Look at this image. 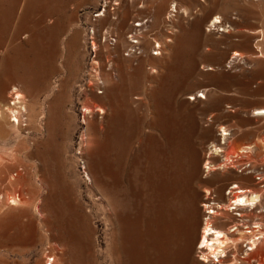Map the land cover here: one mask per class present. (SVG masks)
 Here are the masks:
<instances>
[{"label": "rangeland", "instance_id": "1", "mask_svg": "<svg viewBox=\"0 0 264 264\" xmlns=\"http://www.w3.org/2000/svg\"><path fill=\"white\" fill-rule=\"evenodd\" d=\"M260 108L264 0H0V264H200L239 174L211 220L263 264Z\"/></svg>", "mask_w": 264, "mask_h": 264}, {"label": "bare ground", "instance_id": "2", "mask_svg": "<svg viewBox=\"0 0 264 264\" xmlns=\"http://www.w3.org/2000/svg\"><path fill=\"white\" fill-rule=\"evenodd\" d=\"M221 21V19L219 20L218 17H216L215 21H214V24L215 23H219ZM93 45H95V43L93 42ZM96 48V47H95ZM161 52H156V54H159ZM262 53V52H261ZM155 54V55H156ZM263 54V53H262ZM241 55L240 53H235V58L237 59V56ZM240 60V59H238ZM100 67V66H99ZM117 68V67H116ZM131 68V67H129ZM203 96V95H201ZM199 96V97H201ZM206 96V95H205ZM20 97H21V94L18 93L17 91L14 93V103L19 105L20 103ZM204 97V96H203ZM23 106V105H22ZM20 106V107H22ZM99 107V106H98ZM4 108V106H3ZM104 109V108H102ZM101 109V110H102ZM3 111H6L9 113H13V115H11L12 117H15L14 119H17V116L16 115V110L13 109L12 107L10 106H6ZM0 113H1V110H0ZM257 114H264V109L263 108H260L256 111ZM3 114V113H2ZM20 114V113H19ZM13 119V120H14ZM225 128V127H224ZM224 128H221L220 130V134L221 135V143H224V139L226 138L227 135H230L229 132H227L228 130ZM230 131V130H229ZM227 139V138H226ZM216 143V142H215ZM221 146V145H220ZM219 145L217 144H214L212 143L211 144V147H210V150L207 154V158L205 160V171L206 173H209V171L211 170H214L217 168V166H215V164H213V162H211L212 160L208 159L209 157V154L210 153H213V154H219V152H222V147H220ZM226 161V159H225ZM229 162V161H228ZM226 163V162H225ZM224 164V163H223ZM225 165V164H224ZM218 167H221V166H218ZM223 167V166H222ZM234 186V185H233ZM235 186H237L235 184ZM243 189H239L238 191H242ZM253 190V189H252ZM230 191V190H229ZM237 192V191H236ZM249 194H237L236 196H234V199L231 200V203L228 205L227 203H217L215 202V208L211 206V204L213 203H209V202H204L203 206L205 208V210L207 211V215L204 219V222H203V226H202V230H201V234H200V241H199V246H198V251L200 252L199 254V257H198V261L200 262V264H237V260L239 259L237 256L234 255V252H232V254L230 253L229 254V248L231 247L230 244L232 243V235L230 232H232L234 230V228H228L225 229L224 228H221L220 226H217V225H214L212 223V218L215 216L217 217L216 215L217 214H221V212L219 211L218 212V209H224V210H231V209H238V210H241V211H236L235 213L238 215L240 214V216H242V214H245V213H242V210L245 209L246 207L248 208H252L255 204H257V202L260 200L259 199V195L257 194V192H251L249 190ZM239 193V192H238ZM248 193V192H247ZM262 197V196H260ZM18 198V197H17ZM9 199V198H8ZM2 200V199H1ZM16 201V200H14ZM261 202V201H260ZM259 204V202H258ZM257 204V205H258ZM261 204V203H260ZM256 205V206H257ZM247 210V209H245ZM244 210V211H245ZM214 217V218H215ZM238 227V226H237ZM240 229V228H239ZM244 229V228H243ZM242 229V230H243ZM236 230V229H235ZM245 230V229H244ZM252 231V230H251ZM234 232V231H233ZM232 232V233H233ZM241 232V231H240ZM243 232V231H242ZM245 233L246 230H245ZM250 233V232H249ZM236 235L239 234V233H235ZM248 234V233H247ZM240 235V234H239ZM235 236V235H234ZM251 236V235H250ZM234 238V237H233ZM236 238V237H235ZM240 238V236H239ZM245 238V237H244ZM263 236L260 235V237H257V239H255V236H253L252 238L248 239V241L250 242L249 243V246H250V250H247V253H245L246 255L250 254L248 252H251L255 249V252L252 255V257L254 258V256H257V255H261L264 251H263V248L262 247H257V245L259 243L262 242V240H264ZM242 239V238H241ZM246 239V240H247ZM238 240V239H237ZM236 241V240H235ZM237 242V241H236ZM264 242H262L263 244ZM234 245V244H233ZM264 246V244H263ZM232 248V247H231ZM233 249V248H232ZM237 250V249H236ZM240 250V249H239ZM238 250V251H239ZM245 250V251H246ZM237 253V252H236ZM229 254V255H228ZM238 254V253H237ZM244 254V253H243ZM263 255V254H262ZM261 255V256H262ZM229 256V257H228ZM260 256V257H261ZM264 258V257H263ZM244 259V264H252V260L250 262V259L248 258H243ZM263 260V259H262ZM240 260H238L239 262ZM198 262V263H199ZM263 264H264V261H262ZM261 263V262H260ZM241 264V263H240ZM254 264V263H253Z\"/></svg>", "mask_w": 264, "mask_h": 264}, {"label": "crops", "instance_id": "3", "mask_svg": "<svg viewBox=\"0 0 264 264\" xmlns=\"http://www.w3.org/2000/svg\"><path fill=\"white\" fill-rule=\"evenodd\" d=\"M241 177H242V175L241 174H239V175H237L236 177H235V179L234 180H226V179H224L221 183H220V186H221V189L222 188H224L225 187V189L227 188V187H230L231 185H233V184H236L238 187H242V186H244L243 188H241V189H243L242 191H240L241 193H244V192H248L249 191V187H248V184H247V182H243L242 180H241ZM237 186H233V187H230V189H235ZM238 192V191H237ZM224 197L221 195L220 196V200L221 201H224ZM224 223V222H223ZM222 222H220V223H218L217 224V226H220L221 228H226V229H228V227H230L231 228V226H227L226 224H223ZM224 228V229H225Z\"/></svg>", "mask_w": 264, "mask_h": 264}, {"label": "built area", "instance_id": "4", "mask_svg": "<svg viewBox=\"0 0 264 264\" xmlns=\"http://www.w3.org/2000/svg\"><path fill=\"white\" fill-rule=\"evenodd\" d=\"M99 14H101V13H99V12H98V13H95V14H94V17H98ZM136 26H140V25L137 24ZM133 36H135V33H134V34H130V35H129V38H133ZM130 41H131V43H133V44H135V43L137 42V40H134V41H133L132 39H131ZM158 46H159L158 44L154 46V50L152 51V53H153L154 55H155L156 52L158 51ZM229 189H230V188H229ZM247 229H248V228H247ZM249 231H250V230H249ZM255 239H257V238H255ZM249 243H250V242L245 243V244H246V247H247L248 250H250Z\"/></svg>", "mask_w": 264, "mask_h": 264}]
</instances>
